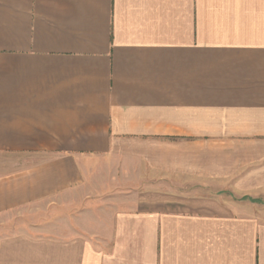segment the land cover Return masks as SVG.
<instances>
[{
    "label": "crops",
    "instance_id": "1",
    "mask_svg": "<svg viewBox=\"0 0 264 264\" xmlns=\"http://www.w3.org/2000/svg\"><path fill=\"white\" fill-rule=\"evenodd\" d=\"M0 155V264H264V0H0Z\"/></svg>",
    "mask_w": 264,
    "mask_h": 264
},
{
    "label": "rangeland",
    "instance_id": "2",
    "mask_svg": "<svg viewBox=\"0 0 264 264\" xmlns=\"http://www.w3.org/2000/svg\"><path fill=\"white\" fill-rule=\"evenodd\" d=\"M23 160V159H21ZM12 159H7L4 155H0V173H5L6 171L10 170L12 167ZM38 210L31 209L29 211H22L17 212L10 218V222L4 225H0L1 229L7 228L9 231H18V232H25L27 231H38L41 225H44L46 221H49V217L46 216V213H37ZM47 215L49 212L47 211Z\"/></svg>",
    "mask_w": 264,
    "mask_h": 264
}]
</instances>
